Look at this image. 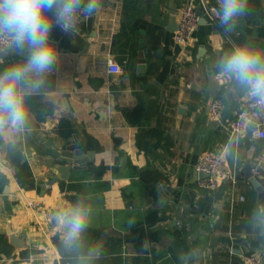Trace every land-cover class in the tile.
Here are the masks:
<instances>
[{
    "label": "crops",
    "instance_id": "obj_1",
    "mask_svg": "<svg viewBox=\"0 0 264 264\" xmlns=\"http://www.w3.org/2000/svg\"><path fill=\"white\" fill-rule=\"evenodd\" d=\"M184 2L140 0L129 19L124 0H101L99 12L85 20L78 34L53 30L58 62L31 94L52 101L54 113L39 119L26 103L25 129L0 130V170L10 177L8 192H0V231L11 227L28 243L15 247V253L39 251L26 260L6 257L0 264H54L61 257L53 241L56 234L68 250L78 253L76 264H93L104 245L96 254L89 247L114 236L107 233L111 227L125 233L124 255L151 264H246L250 253L262 254L264 264L262 197L245 176L250 159L264 185V139L253 138L249 130L233 135L225 128L250 97L219 76L217 68L219 58L229 52L228 36L243 35L249 46L264 50V0L231 31L200 7L206 21L200 22L187 48L176 42L175 29L170 28L172 6L177 15ZM208 2L219 5V0ZM4 58L19 63L24 57L8 49ZM114 61L121 72L109 70ZM211 76L218 82L217 96L207 89ZM217 97L223 100L219 122L210 112V102ZM140 103L142 118L130 122L126 112ZM62 117L70 119L75 130L70 137L81 141L88 160L72 169L68 180L49 184L56 174L47 158L76 144L58 132ZM222 148L239 182L234 188L223 183L216 190L220 196L203 207L202 176L195 165L203 151ZM14 152H21L30 165L34 181L26 186L20 185L10 161ZM61 182L79 183L85 190L88 228L98 232L88 246L68 245L66 229L58 226L57 215L74 206L67 194H79L76 189L62 191ZM243 221L252 231L234 230L233 225Z\"/></svg>",
    "mask_w": 264,
    "mask_h": 264
},
{
    "label": "clouds",
    "instance_id": "obj_2",
    "mask_svg": "<svg viewBox=\"0 0 264 264\" xmlns=\"http://www.w3.org/2000/svg\"><path fill=\"white\" fill-rule=\"evenodd\" d=\"M100 8L101 0H0V44L5 45L0 53L12 49L24 57L0 73V130L7 126L25 129L29 119L26 97L42 87L59 59L53 30L77 33L79 24ZM218 13L220 26L231 31L248 14V0H219ZM217 68L219 76L264 106V50L237 46L219 58ZM89 213L90 209L78 203L57 215L58 226L66 229L68 245H75L89 227Z\"/></svg>",
    "mask_w": 264,
    "mask_h": 264
},
{
    "label": "trees",
    "instance_id": "obj_3",
    "mask_svg": "<svg viewBox=\"0 0 264 264\" xmlns=\"http://www.w3.org/2000/svg\"><path fill=\"white\" fill-rule=\"evenodd\" d=\"M124 8H125V17L131 19L137 11L138 4L140 0H124ZM259 0H248V13L253 14L257 9L261 6L259 5ZM256 14V13H255ZM242 45H249V42L243 35H233L228 36L225 43V48L227 51H231L233 48ZM15 63L13 59L4 58L0 61V73H3L7 69V67L11 64ZM42 95L40 94H30L26 97V103L28 106L37 114L39 119H44L47 115L53 114L55 110V104L52 101H47L42 99ZM127 118L130 122H138L142 118L143 115V105L140 103L135 109L129 110L126 112ZM58 132L64 137H70L74 132V127L67 117H62L57 126ZM89 137V136H88ZM90 143L92 144V138H88ZM3 141V137L0 134V144ZM93 145V144H92ZM10 161L13 163L16 171V177L19 181L20 185L26 186L31 181H34V177L32 171L30 169L29 163L23 159L21 152H14ZM10 181V177L7 173L0 170V192L3 191L5 185ZM225 183V182H224ZM223 186V185H222ZM221 186V187H222ZM60 187L62 191H66L68 189H76L79 194H67L72 204L75 206L76 204H86V196L85 190L82 185L79 183H66L61 182ZM220 187V188H221ZM216 190H204V197L201 201V206L206 207L207 204L211 203L214 197H218ZM262 209L264 210V185H263V194L261 198ZM246 205V206H245ZM245 208L247 207V203L244 204ZM234 230L237 232H241L244 230L243 228H247L249 231H252L253 227L247 222H242L239 224L233 225ZM98 236V232L94 229L88 228L83 231L80 235L78 242L74 246H88L92 244L94 239ZM261 242H264V237L260 236ZM53 241L56 244L61 257L60 259H56L54 264H76L79 261L78 253L74 251L68 250L63 242L60 241L59 235H55L53 237ZM258 242V241H257ZM123 245L124 239L118 236L108 237L105 241L104 246L102 247L99 254H97L94 258L93 264H151L147 259L144 258H135V256H126L123 254ZM15 246L11 244L7 232L0 231V259L6 257H18L20 260L28 259L31 253L38 252L39 249H22L21 252L15 253Z\"/></svg>",
    "mask_w": 264,
    "mask_h": 264
},
{
    "label": "built area",
    "instance_id": "obj_4",
    "mask_svg": "<svg viewBox=\"0 0 264 264\" xmlns=\"http://www.w3.org/2000/svg\"><path fill=\"white\" fill-rule=\"evenodd\" d=\"M198 7H203L202 9L210 16L212 21L218 20V4H211L208 0H185L178 10V27L175 30V40L183 48H187L191 44L192 37L200 25L201 15L197 11ZM84 22L85 20L79 24L78 32L72 34V36L81 31ZM4 46L0 44V47ZM3 53H0V61ZM109 70L111 72H121L122 67L114 61L109 65ZM210 112L214 120L220 121L223 118L222 98L217 97L211 100ZM225 128H228L233 135H240L249 130L253 138L264 139V106L257 105L250 98L248 105L240 108L234 120ZM195 168L198 173L206 174L199 180L200 187L203 190H217L224 182L234 188L239 182V176L232 167L225 148L216 151H203L198 157ZM241 199L244 200L245 196H241ZM245 262L246 264H263V256L262 254L250 253L245 256Z\"/></svg>",
    "mask_w": 264,
    "mask_h": 264
},
{
    "label": "water",
    "instance_id": "obj_5",
    "mask_svg": "<svg viewBox=\"0 0 264 264\" xmlns=\"http://www.w3.org/2000/svg\"><path fill=\"white\" fill-rule=\"evenodd\" d=\"M173 14L171 16L170 20V28L171 29H177L178 27V21H177V15H176V6H172ZM197 11L199 15H201L200 22H205L206 18L204 16V11L198 7ZM91 20V18H90ZM6 55V52L2 54L4 57ZM208 91L211 92L213 95L217 96L216 92V85H218V82L216 79L211 76L209 77V84H208ZM219 122V120H217ZM69 141L71 143L75 142L76 144H67L64 149L56 152V156L47 158V164L49 167L52 168V170L55 172L56 176L52 178L48 183H54L58 180L66 181L69 179L70 173L72 169L79 168V164L82 162L87 161L88 159L84 158L87 152L84 150L83 145L79 139L76 138L75 135L69 138ZM250 159L248 160L247 164L245 165V176L247 178H250L254 184V186L259 190L260 197H262L263 194V185L260 183L259 179L255 176L254 171L250 164ZM202 177H204L206 174L200 173ZM33 185V182L30 184ZM9 186L6 185L4 188V192H8ZM7 234L9 237V240L11 244H13L15 247L23 248L28 245V243L24 240L22 236H19L17 233H15L11 227L7 228ZM246 232V229H245ZM107 233L123 237L125 233L122 230H119L117 228L111 227ZM241 244L245 245V236L243 240L241 241ZM104 245V242L102 240H98L96 243V247L90 246L89 252L91 254H96L97 251ZM241 253L242 251L239 250ZM69 264V263H68Z\"/></svg>",
    "mask_w": 264,
    "mask_h": 264
}]
</instances>
